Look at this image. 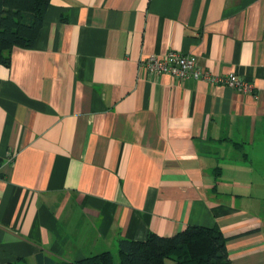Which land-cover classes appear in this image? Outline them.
Here are the masks:
<instances>
[{"label": "crops", "instance_id": "crops-1", "mask_svg": "<svg viewBox=\"0 0 264 264\" xmlns=\"http://www.w3.org/2000/svg\"><path fill=\"white\" fill-rule=\"evenodd\" d=\"M191 54L203 72L150 74ZM264 0H51L0 64V264L74 261L117 239L217 227L264 264Z\"/></svg>", "mask_w": 264, "mask_h": 264}, {"label": "trees", "instance_id": "trees-1", "mask_svg": "<svg viewBox=\"0 0 264 264\" xmlns=\"http://www.w3.org/2000/svg\"><path fill=\"white\" fill-rule=\"evenodd\" d=\"M51 0H0V64L15 47L32 48ZM228 238L217 227L188 225L172 236L149 233L143 241L117 239V261L101 250L74 261L37 255L39 264H232Z\"/></svg>", "mask_w": 264, "mask_h": 264}, {"label": "built area", "instance_id": "built-area-1", "mask_svg": "<svg viewBox=\"0 0 264 264\" xmlns=\"http://www.w3.org/2000/svg\"><path fill=\"white\" fill-rule=\"evenodd\" d=\"M139 68L150 74H167L180 80L192 78L210 84L222 83L243 93H250L254 89L252 82L241 79L235 74L218 77L203 72L198 67L195 56L172 50L163 56H149L142 59Z\"/></svg>", "mask_w": 264, "mask_h": 264}, {"label": "rangeland", "instance_id": "rangeland-1", "mask_svg": "<svg viewBox=\"0 0 264 264\" xmlns=\"http://www.w3.org/2000/svg\"><path fill=\"white\" fill-rule=\"evenodd\" d=\"M254 182L262 187L261 192H262V194L264 196V179H256V180L254 179ZM110 251L113 253V255H114V257H115V259L117 261V259H118V257H117V248H115L114 250H110Z\"/></svg>", "mask_w": 264, "mask_h": 264}]
</instances>
